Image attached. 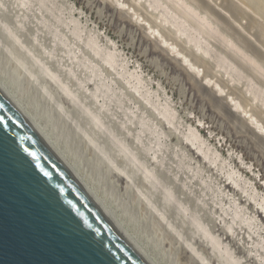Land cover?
<instances>
[{"label":"rangeland","instance_id":"374dc122","mask_svg":"<svg viewBox=\"0 0 264 264\" xmlns=\"http://www.w3.org/2000/svg\"><path fill=\"white\" fill-rule=\"evenodd\" d=\"M128 1L121 0L126 7L118 0H0V84L153 262L203 264L200 257L192 252L193 256L189 250V244L197 242L194 246L210 264H225L213 250H206L203 233L205 230L214 235L222 232L215 231L225 228L218 215L230 220L236 209L232 198L242 196L238 200L242 216L256 213L264 223V209L241 189H234L227 176L228 169L239 171V180L248 178L252 184L248 188L251 187L252 191L255 186L260 200L264 197V149L256 144L260 135L264 138V131L262 133L259 126L264 124V76H261L264 74V0L179 2L197 10L208 28L189 19L171 0ZM130 1H134L137 8ZM152 1H159L158 9L153 7ZM144 14L151 22L147 20L149 17L145 20ZM180 20L185 24V34L176 28V22L182 24ZM152 24L154 28H161L163 24L165 29L162 25L160 34H155L150 27ZM217 28L220 32L216 38ZM190 34L196 36L209 53L196 50L194 42L187 38L192 36ZM166 38L172 39L171 42L178 40L180 43H175L177 49H182L180 52L194 62L196 60L201 70L206 68L205 74L209 72L218 84L226 85L225 92H219L215 84L207 86L204 77H200L199 72L195 74L196 70L191 74L182 65L180 56L172 53L162 41ZM161 41L163 43L159 44ZM218 61L222 64L220 69ZM255 67H258L256 71ZM124 70L132 72L128 75ZM140 75L141 83L146 82L144 86L137 83ZM135 86L141 89V94L137 93ZM242 95L245 96L242 98ZM230 96L236 101L245 98L251 111L260 109V115L258 110L255 111L258 117H263L259 120L255 116L260 124L247 117L249 115L244 114ZM211 98L223 99L236 115L240 114L241 118L245 115V120L242 119L252 132L232 122ZM165 105H168L170 114L172 111L173 116L176 113L172 119L170 116V120ZM190 128L197 129L209 148L220 154L217 163L204 157L199 143L189 141L186 133ZM259 229L254 225L251 231L256 243L264 238V230ZM228 242L226 244L231 245L235 256L242 258L241 250ZM258 249L262 252L261 248Z\"/></svg>","mask_w":264,"mask_h":264},{"label":"water","instance_id":"95a60500","mask_svg":"<svg viewBox=\"0 0 264 264\" xmlns=\"http://www.w3.org/2000/svg\"><path fill=\"white\" fill-rule=\"evenodd\" d=\"M0 264H151L1 85Z\"/></svg>","mask_w":264,"mask_h":264},{"label":"bare ground","instance_id":"6f19581e","mask_svg":"<svg viewBox=\"0 0 264 264\" xmlns=\"http://www.w3.org/2000/svg\"><path fill=\"white\" fill-rule=\"evenodd\" d=\"M128 1V0H127ZM135 1V0H134ZM134 1H130V2H132L131 4L132 5H134ZM151 1V0H150ZM173 3H175V4H177L178 6H180V8H182L183 9V12L187 15V16H189L190 18L189 19H193V20H195L196 22H198L199 24H201V25H204V26H206V24H205V20L198 14V12H197V10L195 11V9H193V7H191V6H187L186 4V6L184 5V4H180L179 2H181L182 3V0L180 1V0H171ZM231 1V0H230ZM117 2V1H116ZM129 2V1H128ZM134 2V3H133ZM158 2L159 1H152L151 3H152V5H153V7H155V8H157V4H158ZM196 2V1H195ZM229 2V1H228ZM233 2V1H232ZM231 2V3H232ZM118 3L119 4H121V6H123V5H126V7H127V4H125V2H121V0H118ZM138 3V2H137ZM200 4V2H197V4ZM141 4V3H140ZM149 4H150V2H149ZM161 5V4H160ZM168 5V4H167ZM232 5V4H231ZM135 6V5H134ZM137 4H136V8H137ZM199 6V5H198ZM125 7V8H126ZM129 7V6H128ZM134 7V8H135ZM140 7H142V6H140ZM139 7V8H140ZM149 7H151V6H149ZM158 7H160L159 5H158ZM165 7V6H164ZM236 7V6H235ZM123 8V7H122ZM132 8H133V6H132ZM133 8V9H134ZM136 8L134 9V10H136ZM154 8V9H155ZM208 8H210V7H208ZM232 8H233V6H232ZM239 8V7H238ZM141 9V8H140ZM158 9V8H157ZM212 9H214V7L212 8ZM212 9H210V11H212ZM224 9V8H223ZM229 9H230V6H229ZM228 9V10H229ZM234 9V8H233ZM139 10V9H138ZM142 10H143V8H142ZM152 10V9H151ZM235 10V9H234ZM240 9H238V11H239ZM244 10V9H243ZM141 11V10H140ZM143 11H145V13H146V9L145 10H143ZM142 11V12H143ZM159 11V10H158ZM216 11V10H215ZM124 12H126V10L124 11ZM123 12V13H124ZM136 12V11H135ZM138 12V11H137ZM161 12V11H160ZM169 12H170V10H169ZM175 12V11H174ZM241 12V11H240ZM127 13H129L128 12V10H127ZM132 13H134V11L132 12ZM140 13V12H139ZM148 13V12H147ZM151 13V12H150ZM213 13V12H212ZM239 13V12H238ZM130 14V13H129ZM138 14V13H137ZM141 14V13H140ZM139 14V18H140V15ZM152 14V13H151ZM165 14V13H164ZM166 14H167V12H166ZM221 14V13H220ZM237 14V13H236ZM127 15V14H126ZM133 15H135L136 16V14L134 13ZM163 15V14H162ZM172 15V14H171ZM176 15V14H175ZM132 16V15H131ZM153 16V15H152ZM165 16V15H164ZM219 16V15H218ZM223 16V15H222ZM132 17H134V16H132ZM143 17V16H142ZM149 16H147L146 15V18H148ZM168 17V16H167ZM177 17V16H176ZM252 17V16H251ZM131 18V17H130ZM144 18H145V14H144ZM146 18H145V20H146ZM152 18V17H151ZM157 18V17H156ZM160 18V17H159ZM169 18V17H168ZM216 18V17H215ZM150 19V17L147 19V20H149ZM158 19V18H157ZM166 19V18H165ZM178 19V18H177ZM176 19V20H177ZM144 20V21H145ZM146 20V21H147ZM156 20V19H155ZM183 20V19H182ZM182 20H180L181 21V23H182ZM207 20V19H206ZM150 22H151V20H149ZM172 21V20H171ZM174 21H175V19H174ZM207 21H209V20H207ZM211 21V20H210ZM218 21V20H217ZM165 22V21H164ZM255 22V21H254ZM152 23H154L153 22V20H152ZM161 23H162V21H161ZM168 23V22H167ZM188 23V22H187ZM230 23V22H229ZM149 24V23H148ZM155 24L156 25H159V24H157L156 22H155ZM184 23H182V24H180V22H176V28H177V30H178V32H180V33H186L187 31H185L184 30V28L183 27H185L184 25H183ZM212 24V23H211ZM163 25V24H162ZM162 25H160L161 26V28L160 27H156L155 26V28L153 27L154 25L152 24V26H150V27H152L153 29H154V33L156 34V32H159V28H160V30L162 31ZM209 25V24H208ZM231 25V24H230ZM148 26V25H147ZM146 26V27H147ZM148 26V28H150ZM210 26V25H209ZM211 26H213V25H211ZM210 26V27H211ZM257 26H258V23H257ZM145 27V26H144ZM143 27V29H145ZM166 27V26H165ZM192 27V26H191ZM207 28H208V26H206ZM214 27V26H213ZM163 28H164V25H163ZM174 28H175V26H174ZM212 28V27H211ZM232 28V27H231ZM262 28H264V27H262ZM165 29V28H164ZM191 29H193V28H191ZM210 29V28H209ZM208 29V30H209ZM216 29V28H215ZM257 29H258V27H257ZM149 30V29H148ZM187 30V29H186ZM212 30V29H211ZM214 30V29H213ZM220 30V29H219ZM235 30V29H234ZM259 30V29H258ZM261 30V29H260ZM152 31V30H151ZM164 31V30H163ZM214 31H216V30H214ZM213 31V32H214ZM147 32V31H146ZM165 33H166V31H164ZM170 32V31H169ZM177 32V31H176ZM220 32V31H219ZM219 32H218V28H217V31H216V38H217V33L219 34ZM236 32V31H235ZM262 32V31H261ZM148 33V32H147ZM164 33V34H165ZM190 33V32H189ZM231 33H232V31H231ZM239 33V32H238ZM159 34H160V32H159ZM158 34V35H159ZM163 34V35H164ZM162 35V34H161ZM162 35V36H163ZM183 35V34H182ZM190 35H192V34H190ZM175 36V35H174ZM176 36H177V33H176ZM220 37L221 36H223L222 34L221 35H219ZM161 37V36H160ZM178 37V36H177ZM196 36H194L193 37V35L192 36H188L187 38H189V42H191V41H193L194 43V46H196V48H198V49H196V50H199V51H202V52H204V53H209V49L208 48H206V46L205 45H203L201 42H200V40H198V38H195ZM227 37V36H226ZM225 37V38H226ZM161 38H163V37H161ZM169 38H171V37H169ZM89 39H90V37H89ZM175 39H176V37H175ZM172 41V39H164V40H162V41H165V44L166 45H168L169 47H170V49L172 50V53L174 52V54H177L178 56H180V58H181V61H183V62H185V63H187V65H189V67L192 69V70H196V75H197V72H199L200 73V77H204V79L203 78H201V79H203V80H205V82L207 83V86L208 85H212V84H215L216 85V87L218 88V91L219 92H221V93H223V92H225V89H224V87L226 86L225 84V86H221L220 84H218L217 83V81L213 78V76H209V72L208 71H206V72H208L207 74H205V67H203V68H205L204 70H201V68H200V66L197 64V61L195 60L197 57L195 56V55H193V57H196V58H194V60H195V62L193 61V60H191L190 58H188V55L186 56V55H184V54H182L180 51H182V49L179 51L177 48L178 47H176L177 45H175V43H176V41H178V40H176V41H174V42H171ZM226 40V39H225ZM96 41V40H95ZM160 42L159 44H161V43H163V42ZM188 41V40H187ZM224 41V40H223ZM228 41V40H227ZM226 41V42H227ZM89 42V41H88ZM155 42H157V40L155 41ZM179 42V41H178ZM205 42H206V40H205ZM90 43V42H89ZM93 43V42H92ZM180 43V42H179ZM178 43V44H179ZM222 43V42H221ZM229 43V44H228ZM227 44L228 45H230L231 44V42H228ZM91 44V43H90ZM191 44V43H190ZM192 44V45H193ZM247 44V42L245 43V45ZM249 44V43H248ZM96 45V44H95ZM182 45V44H181ZM188 45V44H187ZM224 45V44H223ZM231 45H233V43L231 44ZM91 46V45H90ZM163 46V45H162ZM178 46H180V45H178ZM189 46V45H188ZM226 46V45H225ZM238 46V45H237ZM252 46V45H251ZM100 47V46H99ZM182 47V46H181ZM227 47V46H226ZM234 47H236V46H234ZM257 47V46H256ZM92 48V47H91ZM95 48V47H94ZM103 48H106V47H103ZM103 48H100V49H102V51H103ZM183 48H184V46H183ZM230 48V47H229ZM236 48H239L240 49V47H236ZM255 48V47H254ZM164 49V48H163ZM166 49V48H165ZM168 49V48H167ZM169 49V50H170ZM234 49V48H233ZM97 50V49H96ZM110 50V49H109ZM114 50H115V48H114ZM171 50H170V52H171ZM243 50V49H242ZM101 50H100V52H102ZM106 51V50H105ZM232 51V50H231ZM233 51H235V50H233ZM253 51V50H252ZM92 52H93V50H92ZM99 52V54L97 53V51H96V53L98 54V55H100L101 53ZM108 52V51H107ZM114 52V51H113ZM201 52V53H202ZM213 52V51H212ZM215 52V51H214ZM213 52V53H214ZM217 52V51H216ZM236 52V51H235ZM241 52V51H240ZM117 53V52H116ZM115 53V54H116ZM185 53V52H184ZM203 53V54H204ZM241 53H243V52H241ZM103 54V53H102ZM110 54V53H109ZM186 54H187V52H186ZM192 54H194L193 52H192ZM200 54V53H199ZM211 54V53H210ZM210 54H208V55H210ZM218 54V53H217ZM236 54V53H235ZM247 54V53H246ZM245 54V55H246ZM96 55V54H95ZM105 55H107L106 53H105ZM117 55V54H116ZM120 55V54H119ZM239 55V54H238ZM250 55V54H249ZM192 56V55H191ZM207 56V55H206ZM247 57H248V54L246 55ZM192 57V58H193ZM210 57V56H209ZM212 57V56H211ZM221 57V56H220ZM223 57V56H222ZM249 57H251V56H249ZM98 58V57H97ZM100 58V57H99ZM102 58H104L105 59V56H103ZM101 58V59H102ZM119 58V57H118ZM121 58V57H120ZM176 58V57H175ZM254 58V57H253ZM86 59V58H85ZM107 59V58H106ZM108 59H111V55H108ZM122 59V58H121ZM183 59V60H182ZM197 59H199V58H197ZM246 59V58H245ZM250 59V58H249ZM252 59V58H251ZM112 60V62H110V63H113V59H111ZM110 60V61H111ZM119 60V59H118ZM219 60H223V59H220L219 58ZM243 60H244V57H243ZM254 60V59H253ZM264 60V59H263ZM89 61H91V60H89ZM106 61H108V60H106ZM199 62H200V60H198ZM119 62V61H118ZM126 62V61H125ZM198 62V63H199ZM205 62V61H204ZM213 62H214V60H213ZM219 62V61H218ZM217 62V66H218V68L220 67H222V64L219 62L218 63ZM249 62V61H248ZM93 63V62H92ZM116 63V62H115ZM207 63V62H206ZM246 63V62H245ZM124 64V63H123ZM200 64V63H199ZM227 64V63H226ZM92 65V64H91ZM110 65H112V64H110ZM130 65V64H129ZM201 65V64H200ZM202 65H204V63L202 64ZM208 65V64H207ZM206 65V67H208ZM249 65V64H248ZM252 65V64H251ZM258 65H259V63H258ZM93 66V65H92ZM92 66H91V68H92ZM112 66H114V64L112 65ZM127 66V65H126ZM254 66V65H253ZM111 67V66H110ZM117 66H115V68H116ZM202 67V66H201ZM263 67V66H262ZM93 68H96V67H94L93 66ZM123 68H124V66H123ZM128 68V67H127ZM219 68V69H220ZM236 68V67H235ZM256 68H258V67H255L254 68V70L256 69ZM88 69V68H87ZM100 69L102 70V68L100 67ZM99 69V70H100ZM113 69V68H112ZM183 69V68H182ZM211 69V68H210ZM225 69H226V67H225ZM249 69V68H248ZM92 70V69H91ZM114 70V69H113ZM137 70V69H136ZM135 70V71H136ZM139 70V69H138ZM207 70V69H206ZM215 70V69H214ZM257 70V69H256ZM255 70V71H256ZM261 70V69H260ZM115 71V70H114ZM127 71V70H126ZM203 71H204V73H203ZM263 71V70H262ZM95 72V71H94ZM117 72H118V70H117ZM124 72H125V70H124ZM132 72V71H131ZM131 72H125V73H127L128 75H130V73ZM136 72H139V71H136ZM194 72V71H193ZM226 72H227V70H226ZM237 72V71H236ZM241 73H242V71H240ZM251 72V71H250ZM259 72V71H258ZM122 73H123V71H122ZM198 73V74H199ZM215 73V72H214ZM213 73V74H214ZM228 73H231V72H228ZM227 73V74H228ZM264 73V72H263ZM98 74V73H97ZM133 74V73H132ZM137 74V73H136ZM136 74L134 75V76H136ZM139 74V73H138ZM212 74V75H213ZM189 75V74H188ZM202 75V76H201ZM217 75V74H216ZM229 75V74H228ZM260 75V74H259ZM264 76V74H261V76ZM101 76V75H100ZM123 76V75H122ZM125 76H126V74H125ZM132 77H133V75H131ZM130 76V77H131ZM199 76V75H198ZM232 76H233V74H232ZM231 76V77H232ZM95 77V76H94ZM96 77H98V76H96ZM95 77V78H96ZM140 77V78H139ZM138 77V79H137V81L139 80H141V75ZM143 77H144V75H143ZM199 77V78H200ZM234 77V76H233ZM236 77V76H235ZM239 77V76H238ZM57 78V77H56ZM91 78V77H90ZM137 78V77H136ZM230 78V77H229ZM129 80H131V78H128ZM135 79V78H134ZM232 79H234V78H232ZM231 79V80H232ZM243 79V78H242ZM249 80H250V78H248ZM112 80V79H111ZM143 81H144V79H142ZM219 80V79H218ZM222 80V79H221ZM224 80V79H223ZM236 80V79H235ZM239 80V79H238ZM202 81V80H201ZM254 81V80H253ZM252 81V82H253ZM260 81H261V79H260ZM221 82V81H220ZM232 82V81H231ZM251 82V81H250ZM249 82V83H250ZM137 83H140L141 85H143L144 83H146V82H144L143 84L141 83V81L140 82H137ZM136 83V84H137ZM193 83H195V82H193ZM203 83V82H202ZM205 83V84H206ZM100 84V83H99ZM135 84V85H136ZM232 84V83H231ZM262 84V83H261ZM1 85V84H0ZM101 85V84H100ZM141 85H139V86H141ZM2 87H3V85H1ZM62 86H64L63 84H62ZM108 86V85H107ZM138 86V87H139ZM144 86V85H143ZM200 86V85H199ZM255 86H257V85H255ZM259 86V85H258ZM69 87V86H68ZM103 87V86H102ZM229 87V86H228ZM228 87H226L227 89H228ZM4 88V87H3ZM98 88V87H97ZM100 88V87H99ZM104 88H106V87H104ZM135 88H136V86H135ZM134 88V89H135ZM141 88V87H140ZM146 88H147V86H146ZM200 88V87H199ZM248 88H251V87H248ZM248 88H246L247 90H248ZM67 89V86H66V88H65V90ZM203 89V88H202ZM232 88H230V90H231ZM257 89H261V88H257ZM4 90L13 98V100L18 104V102L14 99V97L4 88ZM69 90H70V88H69ZM68 90V91H69ZM101 90V89H100ZM140 90L141 89H139V88H136V91H137V93H140ZM207 90V89H206ZM233 90H234V88H233ZM232 90V91H233ZM95 91H97V90H95ZM214 91V90H213ZM250 91V90H249ZM249 91H248V93H249ZM70 92V91H69ZM148 92H149V88H148ZM204 92V91H203ZM229 92V91H228ZM231 92V91H230ZM255 92V91H254ZM72 93V92H71ZM95 93V92H94ZM150 93V92H149ZM232 93V92H231ZM260 93V92H259ZM263 93V92H262ZM97 94V93H96ZM95 94V95H96ZM141 94V93H140ZM215 94V93H214ZM236 94V93H235ZM242 94V93H241ZM250 94V93H249ZM75 95H76V93H75ZM147 95V94H146ZM237 95V94H236ZM141 96V95H140ZM201 96V95H200ZM217 96V95H216ZM245 96V95H244ZM243 95H242V98L244 97ZM253 96H256V94L255 95H253ZM142 97H145V94H144V96H142ZM148 97V96H147ZM237 96H235V98H236ZM257 97H259V96H257ZM76 99H77V97H75ZM208 98V97H207ZM213 98H214V96H213ZM230 98V100L231 99H233V100H235V102H236V106L238 107V108H241L242 110H243V112H244V114H246V115H249V116H247V117H250V119H252V121L253 120H256V122L257 123H259V120H260V118L262 119L263 117L261 116H259L258 117V115H257V112H255V111H259L260 109H256L255 111H251L252 110V108H248V104L247 103H249V102H246V100H245V98L244 99H240V101H236V99H234L233 97H229ZM240 98V97H239ZM253 98V97H252ZM73 99V98H72ZM149 99V98H148ZM248 99V98H247ZM259 99V98H258ZM210 100H213L214 101V105L216 106V107H218V108H220V110L221 111H223L224 112V114H226V116L232 121V122H236V123H238L239 124V126H240V128H242V129H244V128H246L247 129V131H251V129H248L249 127H248V123L246 122V121H244L238 114L236 115L233 111H232V109H231V107H230V105H229V103H227V102H225V101H223V99H210ZM256 100H257V98H256ZM261 100H263V98L261 99ZM151 101H152V98H151ZM232 101V100H231ZM160 102V101H159ZM211 102V101H210ZM234 102V101H233ZM259 102V101H258ZM150 103V102H149ZM162 103V102H161ZM251 103H253L252 101H251ZM150 104H152V103H150ZM163 104V103H162ZM161 104V105H162ZM213 104V103H212ZM234 104V103H233ZM255 104V103H254ZM19 105V104H18ZM159 105V104H158ZM157 105V108L159 107ZM235 105V104H234ZM263 105H264V102H263ZM151 106H156V105H151ZM168 106V105H167ZM167 106L165 105V109H166V113H168L169 112V114H170V111H169V108L167 109ZM19 107L21 108V106L19 105ZM258 107V106H257ZM156 108V109H157ZM163 108V107H162ZM172 107H170V109H171ZM237 108V109H238ZM254 108V107H253ZM255 108H256V106H255ZM22 110H23V108H21ZM264 109V108H263ZM158 111L160 110V109H157ZM219 110V111H220ZM24 111V110H23ZM174 111H176V110H174ZM160 112V111H159ZM256 114H255V113ZM24 113H25V111H24ZM172 113H174L173 111H172ZM170 114V115H168V117H169V120H170V116H171V119H172V116H173V114ZM260 111H259V115H260ZM26 114V113H25ZM160 114V113H159ZM242 114V113H241ZM27 115V114H26ZM257 115V117H258V119L259 120H257L256 119V116ZM263 115V114H262ZM28 116V115H27ZM176 116V113L174 114V116L173 117H175ZM225 116V115H224ZM168 117H166V118H168ZM226 117V118H227ZM28 118L31 120V122L35 125V127L38 129V131L42 134V136L46 139V141L50 144V146L55 150V152L60 156V158L66 163V165L72 170V172L76 175V177L79 179V182L82 184V186L91 194V196L99 203V205L103 208V210L108 214V216L114 221V223L120 228V230L126 235V237L140 250V252L141 253H143L147 258H148V260L151 262V264H156L155 262H153L150 258H149V256L143 251V249H141L134 241H132V239L128 236V234L124 231V229L122 228V226H121V224L117 221V220H115L114 219V217L109 213V211H107L103 206H102V204L97 200V198L94 196V194L82 183V180H80V178L78 177V175L76 174V172L74 171V169L66 162V160H65V158H64V156L62 155V153L58 150V149H56L55 147H54V145H53V143L47 138V136L45 135V133H43L42 132V130L40 129V127L28 116ZM225 118V117H224ZM227 118V119H228ZM175 120V119H174ZM173 120V121H174ZM229 120V121H230ZM96 121V120H95ZM99 121V120H98ZM172 121V122H173ZM228 121V122H229ZM247 121H248V119H247ZM252 121H250V122H252ZM263 121V120H262ZM168 122H170V121H168ZM174 123H176V122H174ZM231 123V122H230ZM262 123V122H261ZM100 124V123H99ZM252 124H255V123H252ZM260 124V123H259ZM258 124V125H259ZM98 125V124H97ZM154 125V124H153ZM156 125V124H155ZM158 126V125H157ZM173 126H175V125H173ZM192 126V125H191ZM190 126V127H191ZM253 126V125H252ZM260 126V128L262 129L261 130V132L262 131H264V124L262 123V124H260L259 125ZM259 126H257V127H259ZM176 127V126H175ZM189 126H187V128H188ZM234 127V126H233ZM255 127H256V124H255ZM260 128L258 129V130H260ZM176 129H178V128H176ZM246 129H245V131H246ZM253 129V128H252ZM158 130V129H157ZM160 130H162V129H160ZM164 130V129H163ZM161 131V132H165V131ZM179 131V130H178ZM252 132V131H251ZM255 132V131H254ZM166 133V132H165ZM256 133V132H255ZM254 133V134H255ZM259 133H260V131H259ZM258 133V134H259ZM263 133V132H262ZM187 134V136H188V138H189V141H190V139L194 142V143H199L198 145L200 146V150H202L203 152H204V154L206 155V156H204V157H208V158H206V159H210V161H212V162H214V163H217L218 161H217V159L218 158H220V154L217 152V151H212L211 149L212 148H209V146L207 145V142L205 141V140H203L202 139V137H201V135L199 134V131L197 130V129H193V128H190V131H189V133H186ZM239 134V133H238ZM244 134V133H243ZM156 135V134H155ZM263 135V134H262ZM163 136V135H162ZM169 136V135H168ZM183 136H185V135H183ZM256 136H257V134H256ZM255 135H254V137H256ZM165 137H166V134H165ZM253 137V136H252ZM258 137V136H257ZM260 137H261V135H260ZM258 138V141L256 142V144L257 145H259V146H261V147H259L258 146V148H263L264 149V138L262 139V137L261 138ZM137 138H138V136H137ZM167 138V137H166ZM169 138V137H168ZM171 138V137H170ZM136 139V138H135ZM161 139V138H160ZM252 139V138H251ZM138 140V139H137ZM139 141V140H138ZM166 141V140H165ZM254 141H256V140H254ZM157 142V141H156ZM160 142H161V140H160ZM193 143V144H194ZM255 145V144H254ZM152 146V145H151ZM159 146V145H158ZM160 147V146H159ZM153 148H155V147H153ZM126 149V148H125ZM128 149V148H127ZM147 149V148H146ZM150 150V149H149ZM148 150V151H149ZM153 150V149H152ZM151 150V151H152ZM199 150V151H200ZM262 150V149H261ZM129 151V150H128ZM127 151V152H128ZM262 151H264V150H262ZM261 151V152H262ZM153 152V151H152ZM151 152V153H152ZM156 152V151H155ZM150 153V154H151ZM263 153V152H262ZM122 154H123V152H122ZM128 154V153H127ZM200 154H201V151H200ZM129 155H134V154H129ZM154 155V154H153ZM126 156V155H125ZM158 156V155H157ZM264 156V155H263ZM131 157V156H130ZM133 157V156H132ZM128 158V157H127ZM111 160V159H110ZM220 160V159H219ZM130 161V160H129ZM132 161V160H131ZM131 161H130V163H131ZM157 161H158V159H157ZM224 162V161H223ZM212 164V163H211ZM224 164V163H223ZM118 167V166H117ZM149 169V168H148ZM147 169V170H148ZM123 170V169H122ZM145 171V170H144ZM150 171H152L153 172V170L151 169ZM125 172H127V170L125 171ZM124 172V173H125ZM153 173H155V172H153ZM127 175H129V174H127ZM145 175V174H144ZM148 176H150L151 177V174L149 173V175ZM154 176V175H153ZM227 176H228V178L232 181V183H233V188L234 189H241L242 191V193L244 194V193H246L249 197H250V199H252V200H254V202H257L258 204H260V208H263L264 209V197L262 198V200H260V198H259V195L257 194V190H256V188H255V186H254V188H253V190L251 191L250 189H251V187H250V189L248 188V185L250 184V186H252V184H251V182L249 181V180H247V179H244V177H243V179L244 180H239V178H238V176L240 177L241 176V174L239 173V171H237V170H235V169H233V168H231L230 170L228 169V171H227ZM226 176V177H227ZM147 177V176H146ZM128 178V177H127ZM131 178V177H130ZM155 178V177H154ZM152 179H153V177H152ZM155 180V179H154ZM157 181V180H156ZM242 181H243V183H242ZM227 195V194H226ZM244 198V197H243ZM247 198V197H246ZM242 199V196H240L239 198H235V197H233L232 198V200H234V203H235V211H234V214H232L231 215V218H230V220H226V218L227 217H225V219H223V217H222V215L221 216H219L218 215V217H220L221 219L220 220H223V222H222V224H224V226H225V228L224 229H222V230H219V229H221V228H219L218 230H215L216 232H220V231H222L219 235H214L213 233H210L209 232V230L207 231V230H205L206 232H204L203 233V237L205 238V240H206V244H208V246H210V248L208 247H206L207 245L205 244V246L204 245H202V246H204L205 248H206V250L207 251H209V250H213V252L216 254V255H218V257L221 259V261L222 262H224L225 264H264V238H262V241L261 242H259V243H256L254 240H253V237H252V234H251V231H252V229H253V226L254 225H256L257 227H259L260 229L259 230H261V231H263L264 230V223L262 222V221H260L259 219H258V217L256 216V213L255 214H252V212L250 213V215H249V217H244V216H242V214H241V212L242 211H239L238 209L239 208H241V206H240V202L238 201V200H241ZM244 201H246V200H244ZM251 202V201H250ZM253 202V203H254ZM256 204V203H255ZM229 208H230V206H228ZM231 211V210H230ZM253 211H254V209H253ZM262 211V210H261ZM264 211V210H263ZM227 214V213H226ZM248 215V214H247ZM217 216V215H216ZM226 216V215H225ZM215 220H217V219H215ZM218 222H219V220H218ZM221 222V221H220ZM216 223V222H215ZM218 224V223H217ZM220 225V224H219ZM170 226H174V225H170ZM223 226V227H224ZM222 227V228H223ZM215 228V227H214ZM176 229V228H175ZM173 230V229H172ZM176 232V231H175ZM174 232V233H175ZM202 235V234H201ZM178 236V235H177ZM182 237V236H181ZM184 240V239H183ZM228 240H229V242H230V244L232 243V244H234L235 246H237L240 250H241V253L243 254V257L242 258H237L236 256H235V253L231 250V245H229V244H226V241L228 242ZM201 241V240H200ZM194 242H195V240H194ZM193 242V243H194ZM202 242H203V240H202ZM205 242V241H204ZM203 242V243H204ZM228 242V243H229ZM188 243H190V242H188ZM192 243V242H191ZM187 244V243H186ZM196 244H197V242H196ZM195 243H194V245H196ZM194 245H192V244H189V250L191 249L192 251H191V253L193 252L196 256H199L200 257V259L205 263V262H207L208 264H210L209 262V259H207V257L205 258V256L204 255H202V256H204V257H202L200 254H199V252H198V248H196V246H194ZM258 248H261L262 249V252H260V250L258 249ZM205 250V249H204ZM212 252V253H213ZM193 253H192V255H193ZM201 253V252H200ZM194 256V255H193ZM197 258V257H196ZM218 259V258H217ZM197 260H199V259H197ZM198 262H200V261H198ZM203 263V264H204ZM202 264V263H201Z\"/></svg>","mask_w":264,"mask_h":264}]
</instances>
